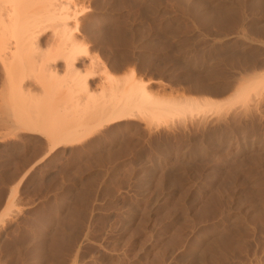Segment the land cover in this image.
Returning a JSON list of instances; mask_svg holds the SVG:
<instances>
[{"label": "rangeland", "instance_id": "1", "mask_svg": "<svg viewBox=\"0 0 264 264\" xmlns=\"http://www.w3.org/2000/svg\"><path fill=\"white\" fill-rule=\"evenodd\" d=\"M64 4L115 78L222 107L124 117L52 148L18 124L0 59V264H264V87L233 101L264 79V1ZM14 78L41 92L29 73Z\"/></svg>", "mask_w": 264, "mask_h": 264}, {"label": "bare ground", "instance_id": "2", "mask_svg": "<svg viewBox=\"0 0 264 264\" xmlns=\"http://www.w3.org/2000/svg\"><path fill=\"white\" fill-rule=\"evenodd\" d=\"M71 15L64 0H0V59L9 78L8 103L18 124L43 133L52 148L78 141L96 127L124 117L166 121L222 107L206 101L157 98L143 83L133 80V73L122 80L115 78L80 44L74 31L79 26L70 25ZM48 29L52 30L51 39L42 45L39 39ZM84 57H88L87 63ZM28 73L40 85L38 95L23 94V88L15 82V76L21 80L26 75L28 78ZM96 75L102 81L94 90ZM248 87L237 90V100H233L236 105L246 103L250 91L263 88L264 79ZM30 100L39 101L33 105ZM52 100H60L59 105H52ZM13 196L11 192L9 204Z\"/></svg>", "mask_w": 264, "mask_h": 264}]
</instances>
